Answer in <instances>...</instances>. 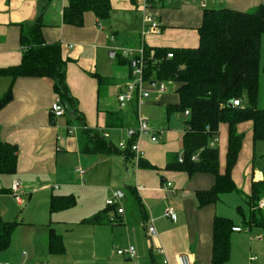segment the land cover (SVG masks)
<instances>
[{
    "label": "crops",
    "instance_id": "0c3cea01",
    "mask_svg": "<svg viewBox=\"0 0 264 264\" xmlns=\"http://www.w3.org/2000/svg\"><path fill=\"white\" fill-rule=\"evenodd\" d=\"M201 1L109 0L106 19L87 11L82 25L74 26L63 21L67 0H49L48 4L42 0H0V68L20 63V24L41 17L45 42L59 43L62 58L68 59L66 84L75 104L74 111L65 109L63 116L55 118L49 110L56 97L50 79L0 75V97L9 88L12 92L10 101L0 108V143L14 145L17 157L14 173H0V221L17 223L9 245L0 250V262L178 264V254L186 253L192 264H211L213 221L222 217L241 228L230 233L229 258L224 264H264V227L245 223L251 212L247 197L252 182H264V153L256 152L264 140L253 139L252 122L237 124L243 140L231 171L236 190L200 206L196 192L210 189L214 176L167 166L183 152L187 117L175 108L178 83L162 80L167 87L160 93L155 84H145L149 98L140 103L117 98L132 79L134 50L140 45H198ZM260 3L264 0H207L206 8L248 11ZM144 14L154 15L160 27L142 36ZM117 32L123 37L120 44L115 43ZM115 47L122 54L110 51L112 58L118 57L110 67L106 52ZM123 59L126 62L119 61ZM168 85L174 86L172 91ZM243 94L246 103V92ZM139 116L162 134L156 141L150 140L149 133L143 134L137 153L83 149L84 144L92 145L84 138L83 129L98 133L107 146L117 148L120 141H127L126 130L136 126ZM227 139L228 125L221 122L215 141L220 173L225 168ZM140 160L152 167L139 166ZM15 181L20 202L12 188ZM167 182L172 185L166 187ZM114 191L119 192L116 206L123 208L122 214L106 205ZM54 195H73L75 203L51 212ZM166 207L174 210V219L164 215ZM95 214H99V222L86 221ZM149 219L155 228L153 236L145 225ZM51 229L61 236V253L48 251ZM129 245L136 250L134 258L116 254Z\"/></svg>",
    "mask_w": 264,
    "mask_h": 264
},
{
    "label": "trees",
    "instance_id": "16d2710c",
    "mask_svg": "<svg viewBox=\"0 0 264 264\" xmlns=\"http://www.w3.org/2000/svg\"><path fill=\"white\" fill-rule=\"evenodd\" d=\"M48 4L49 0H42ZM109 0H67L63 9L66 24L81 26L84 13L91 11L97 18L106 19L110 13ZM43 22L38 17L33 23L20 24L22 57L19 64L0 68V75L12 78L20 76L46 77L52 81L53 91L59 96L65 109L75 110L73 97L66 84L68 59L62 58L59 43H46L42 35ZM199 43L194 48H150L143 44V77L150 85L152 81H174L177 110H189L182 138V161L178 158L168 162V167L184 170L189 174L207 172L215 182L208 190L196 192L198 204L213 203L219 194L236 190L231 171L240 151L243 134L237 124L250 120L254 140H264V107L258 106L260 75L264 74V3L251 10L240 11L230 8H203L202 22L198 28ZM153 50V56L150 51ZM173 56L167 58V53ZM126 62L125 59L119 60ZM129 63L132 61L129 60ZM244 91L246 103H244ZM12 98L9 88L0 97V108ZM239 98L241 104L233 106ZM221 122L228 125L225 168L218 169V128ZM84 138L92 145H83L86 151H120L107 146L98 133L82 130ZM196 155V160L192 156ZM15 146L0 143V173H14L16 168ZM139 166L152 167L139 161ZM264 196V182H252L247 202L251 207L250 217L245 222L264 227V211L257 207ZM75 203L73 195L52 196L50 211L68 208ZM86 221L99 222V214ZM16 222L0 221V250L5 249L16 227ZM232 221L215 217L212 234L211 264H224L229 258ZM48 251L61 253L64 245L61 236L52 229L48 234Z\"/></svg>",
    "mask_w": 264,
    "mask_h": 264
},
{
    "label": "built area",
    "instance_id": "2783aa9c",
    "mask_svg": "<svg viewBox=\"0 0 264 264\" xmlns=\"http://www.w3.org/2000/svg\"><path fill=\"white\" fill-rule=\"evenodd\" d=\"M200 6L202 8H205L207 6V0H202L200 2ZM142 25H141V35L145 36L146 34L153 33L159 30L160 24L158 22V19L152 15V14H144L142 17ZM134 69L132 72V79H130L126 85L125 90L118 94L117 98L120 102H129L132 100H136L137 102H142L143 100L149 98V91L144 90V85L148 84L147 81L143 77V67H144V52H143V45H140L136 50H134ZM150 56H153V50L150 51ZM173 56L172 52L167 53V58H171ZM156 91L157 92H165L166 91V84L165 82L161 81L158 83H155ZM241 104V101L239 98H236L233 100V106H239ZM51 114L53 117L57 118L60 116H63L65 114V108L63 104L61 103V100L59 96L56 95L54 101L51 103L49 108ZM183 115L188 117L189 116V110L186 109L183 112ZM149 133L150 140L156 141L160 135L162 134V131H153L148 124V121L145 117H140L137 120V124L135 127H129L126 130V137L127 141H120L118 143L117 148L120 151H124L126 149H129L131 152H138L139 146H138V140L140 137L145 134ZM105 137H107V133L103 134ZM216 141V140H214ZM196 155L192 156V159L196 160ZM179 162L182 161V156L179 155L178 158ZM80 174L84 173V170H79ZM172 185L171 182L166 183V187H170ZM14 196L18 202H20L19 195H18V188L19 183L15 181L12 185ZM119 200V192L114 191L112 193V196L106 200V205L108 207H116V213L122 214L123 208L121 206H116ZM257 207L260 209H264V200H260L257 204ZM164 215L166 217H170L171 219L175 218V212L171 207H166L164 210ZM115 218H111V221H114ZM146 224V229L149 236H153L155 234V228L153 226L152 220L149 219ZM232 231H241V228L238 226H233ZM158 251H161L159 249ZM116 254L122 255V256H128L130 258H134L136 255V250L134 246L129 245L125 249H119L116 251ZM251 260L255 259V257H251ZM177 262L178 264H192V260L190 256L186 253H180L177 256ZM40 264V263H35Z\"/></svg>",
    "mask_w": 264,
    "mask_h": 264
},
{
    "label": "rangeland",
    "instance_id": "374dc122",
    "mask_svg": "<svg viewBox=\"0 0 264 264\" xmlns=\"http://www.w3.org/2000/svg\"><path fill=\"white\" fill-rule=\"evenodd\" d=\"M122 38L123 37L121 36V32H117L115 43L120 44L122 42L121 41ZM110 51H115L116 53H120V54H122V51L116 50V47L108 49V51L106 52L105 58L107 60L108 65L111 67V64L117 62L118 57L116 56V57L112 58L110 56ZM133 69H134V67H132L131 74L133 72ZM173 87H174L173 85H168V89L170 91L173 90ZM258 106H260V107L264 106V75L263 74L260 75V90H259V95H258ZM260 151H263L262 153H264V142L263 141L258 144V147L256 149V152H260ZM111 196H112V194H111ZM0 264H11V263L0 262Z\"/></svg>",
    "mask_w": 264,
    "mask_h": 264
},
{
    "label": "water",
    "instance_id": "95a60500",
    "mask_svg": "<svg viewBox=\"0 0 264 264\" xmlns=\"http://www.w3.org/2000/svg\"><path fill=\"white\" fill-rule=\"evenodd\" d=\"M110 54L112 55V52ZM133 64H134V62H133ZM154 84H155V81L151 82V85H154Z\"/></svg>",
    "mask_w": 264,
    "mask_h": 264
}]
</instances>
